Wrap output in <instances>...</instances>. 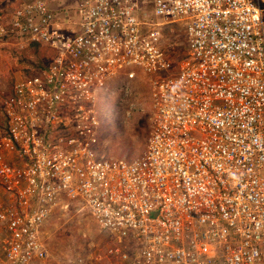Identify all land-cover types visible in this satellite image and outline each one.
<instances>
[{"label": "built area", "instance_id": "built-area-1", "mask_svg": "<svg viewBox=\"0 0 264 264\" xmlns=\"http://www.w3.org/2000/svg\"><path fill=\"white\" fill-rule=\"evenodd\" d=\"M9 39L47 57L0 85V264H46L73 212L106 264H264V0H0ZM136 85L146 148L111 157Z\"/></svg>", "mask_w": 264, "mask_h": 264}, {"label": "rangeland", "instance_id": "rangeland-1", "mask_svg": "<svg viewBox=\"0 0 264 264\" xmlns=\"http://www.w3.org/2000/svg\"><path fill=\"white\" fill-rule=\"evenodd\" d=\"M71 5L75 9V1ZM176 33H179V29ZM45 57V51L35 46H22L17 39L1 43L0 85L8 86L17 73L37 67ZM127 83L125 78L120 80V84ZM134 87L136 90L132 93L120 88L121 96L125 95L123 100L117 106L110 104L112 100H107L103 107L112 112L105 119V130H101L105 152L111 157L137 158L146 148L152 114L147 96L150 92L147 85ZM47 232L49 257L46 264H106L96 258L99 254H105L109 236L101 233L89 216L82 217L77 212L69 216L61 214L51 221Z\"/></svg>", "mask_w": 264, "mask_h": 264}, {"label": "clouds", "instance_id": "clouds-1", "mask_svg": "<svg viewBox=\"0 0 264 264\" xmlns=\"http://www.w3.org/2000/svg\"><path fill=\"white\" fill-rule=\"evenodd\" d=\"M107 111V116H109L110 114H112V112H109L108 109H106Z\"/></svg>", "mask_w": 264, "mask_h": 264}]
</instances>
